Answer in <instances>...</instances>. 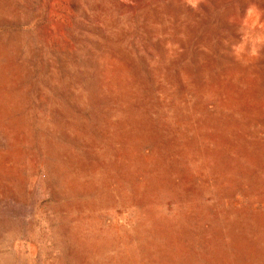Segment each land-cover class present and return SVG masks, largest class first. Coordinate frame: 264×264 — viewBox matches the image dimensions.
<instances>
[{
  "label": "rangeland",
  "instance_id": "obj_1",
  "mask_svg": "<svg viewBox=\"0 0 264 264\" xmlns=\"http://www.w3.org/2000/svg\"><path fill=\"white\" fill-rule=\"evenodd\" d=\"M0 264H264V0H0Z\"/></svg>",
  "mask_w": 264,
  "mask_h": 264
}]
</instances>
